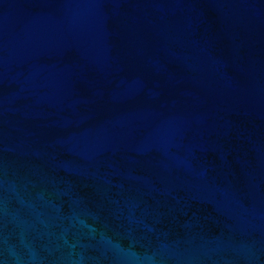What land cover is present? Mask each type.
<instances>
[{
	"label": "water",
	"instance_id": "1",
	"mask_svg": "<svg viewBox=\"0 0 264 264\" xmlns=\"http://www.w3.org/2000/svg\"><path fill=\"white\" fill-rule=\"evenodd\" d=\"M0 264H264V0H0Z\"/></svg>",
	"mask_w": 264,
	"mask_h": 264
}]
</instances>
